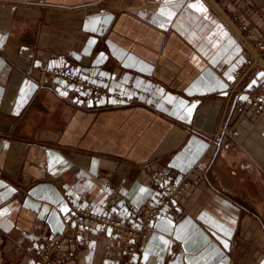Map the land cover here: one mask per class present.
<instances>
[{"label":"crops","instance_id":"crops-1","mask_svg":"<svg viewBox=\"0 0 264 264\" xmlns=\"http://www.w3.org/2000/svg\"><path fill=\"white\" fill-rule=\"evenodd\" d=\"M216 1L264 35L248 4ZM249 1L264 12V0ZM244 36L210 0H0V264H41L73 198L140 216L160 169L204 181L181 217L160 216L137 264H264V113L235 110L213 140L234 72L259 52ZM54 66L103 72L139 101L79 107L50 87H62ZM66 252L62 264H115L121 248L95 227Z\"/></svg>","mask_w":264,"mask_h":264},{"label":"built area","instance_id":"built-area-1","mask_svg":"<svg viewBox=\"0 0 264 264\" xmlns=\"http://www.w3.org/2000/svg\"><path fill=\"white\" fill-rule=\"evenodd\" d=\"M241 1L254 9L259 17L264 16L263 10L255 8L249 0ZM217 3L220 5V1ZM220 7L256 49L264 54V35L244 20L240 11L226 4ZM259 65H261L259 59L250 56L234 72L228 89V102L223 109L213 140L227 133L228 122L235 110L240 113L246 110L257 114L264 113V96H262L264 83L257 79ZM51 75L54 81L62 83V87H54V83H49L50 87L58 95L85 109L98 111L107 107H126L139 101L136 96L110 88L107 85L109 79L103 72H98L94 78H90L79 73L72 66H54ZM246 94L250 96L246 100L241 99L246 97ZM150 180L154 195L145 212L140 216H134L133 212L120 215V211H125L120 206L100 210L83 199L73 198L70 213L65 219V229L44 241L37 251L41 264H62L67 256L66 246L73 243L81 233H94L95 227L117 233L121 253L115 264H137L144 240L150 236L160 216L169 213L173 218L181 217L185 211L184 204L188 189L194 183L204 181L203 177L196 176L191 171L175 174L166 169L151 171ZM109 188L112 191L116 190L113 184H109ZM13 249L21 251L23 248L15 246Z\"/></svg>","mask_w":264,"mask_h":264},{"label":"snow or ice","instance_id":"snow-or-ice-1","mask_svg":"<svg viewBox=\"0 0 264 264\" xmlns=\"http://www.w3.org/2000/svg\"><path fill=\"white\" fill-rule=\"evenodd\" d=\"M171 2H172V0H165L166 4L171 3ZM188 7L189 8H193V9H195L198 12H205L206 11V9L203 8L202 4H189ZM166 12H167V9L166 8H162L161 12H160V16H164ZM168 19H171V15L168 16ZM161 26H163V25H161ZM262 75H264V74H262ZM229 78L231 79V77H229ZM224 87H226V85ZM241 99H245L246 100L247 97H242ZM113 102H115V101H113ZM181 107L183 108L184 106L182 105ZM186 111L188 113H191L192 108H186ZM62 210H64L66 214H67V211H70L68 209H62ZM225 246H227V244H225Z\"/></svg>","mask_w":264,"mask_h":264},{"label":"water","instance_id":"water-1","mask_svg":"<svg viewBox=\"0 0 264 264\" xmlns=\"http://www.w3.org/2000/svg\"><path fill=\"white\" fill-rule=\"evenodd\" d=\"M212 3H213V5L216 7V9L224 16V17H226L227 19H229L230 20V18L228 17V15L225 13V11L220 7V5L217 3V1L216 0H210ZM244 39H245V41L247 42V43H249L250 44V42H249V40L244 36ZM256 57L259 59V61L261 62V63H264V58H263V56H262V54L261 53H259V52H256Z\"/></svg>","mask_w":264,"mask_h":264},{"label":"bare ground","instance_id":"bare-ground-1","mask_svg":"<svg viewBox=\"0 0 264 264\" xmlns=\"http://www.w3.org/2000/svg\"><path fill=\"white\" fill-rule=\"evenodd\" d=\"M6 125H7V124H6ZM0 130L5 132L7 129H6V127H5L4 125H0ZM6 132H7V131H6Z\"/></svg>","mask_w":264,"mask_h":264}]
</instances>
